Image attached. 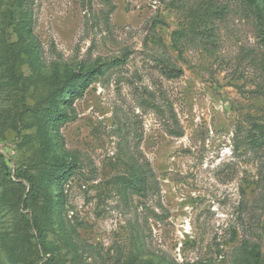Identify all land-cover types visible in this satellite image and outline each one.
Returning a JSON list of instances; mask_svg holds the SVG:
<instances>
[{"label":"rangeland","instance_id":"rangeland-1","mask_svg":"<svg viewBox=\"0 0 264 264\" xmlns=\"http://www.w3.org/2000/svg\"><path fill=\"white\" fill-rule=\"evenodd\" d=\"M111 4L0 0V264H264V147L237 140L264 125V0ZM92 71L57 126L45 107ZM55 156L77 169L18 208ZM139 162L146 197L123 185Z\"/></svg>","mask_w":264,"mask_h":264},{"label":"trees","instance_id":"trees-1","mask_svg":"<svg viewBox=\"0 0 264 264\" xmlns=\"http://www.w3.org/2000/svg\"><path fill=\"white\" fill-rule=\"evenodd\" d=\"M27 0H16L17 4L23 6ZM108 5L111 4V0H105ZM21 18H25L27 24L24 28V31L21 30L23 35H31V30L29 29L30 22L27 17V12H25L24 16ZM23 22V20H21ZM262 41L264 42V28L262 30ZM93 71L91 73H85L76 75L73 78L74 84H66L64 87V91H62L59 96V101L61 104L67 106V111L51 104L50 106L45 107L46 115L48 119L54 121L57 126H62L63 124L70 122L76 118L74 104L75 101L81 96L83 85H87L89 78L93 75ZM181 70H177L176 68H169L164 71V74L169 78H177L180 76ZM91 74V75H90ZM72 80V79H71ZM70 96L71 98L66 100V97ZM160 109H158L159 111ZM43 111V112H44ZM170 121L172 124L167 122V132L175 137H181L183 135L182 129L179 127L178 119L173 112L170 111L169 114ZM248 128L239 126V135H237V140L241 145H246L252 149L255 148H263L264 147V125L257 123L254 119L249 118L247 120ZM56 126V127H57ZM78 164L76 162H70L60 156H55L54 159L50 162V164L46 167V176L38 179L35 176H27L26 180L29 184V191L26 194L25 199L21 200V204H18V208L23 204L24 208H27L26 201H40L44 202L49 201L52 202V192L47 188V184H50V181L54 180L56 186H61L63 180H65L66 176H71L73 171L77 169ZM2 171H8V166L5 163L4 159L0 157V173ZM153 174L149 167V164L146 162L136 163L132 169V173L128 178L123 180V185L126 189H129L132 194H136L140 197H146L151 192L155 190V185L152 182ZM58 200V204H59ZM28 226H33L38 233V237L44 231L43 226L40 224V218H38L37 214L33 215L32 220H27ZM31 226V227H32ZM28 235V234H26ZM29 238V236L27 237ZM51 259H48L44 264H52L50 262Z\"/></svg>","mask_w":264,"mask_h":264}]
</instances>
